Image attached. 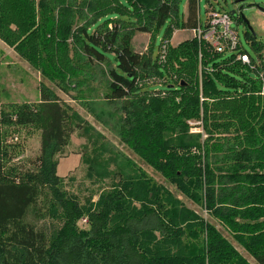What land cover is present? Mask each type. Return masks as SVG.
Returning a JSON list of instances; mask_svg holds the SVG:
<instances>
[{"label": "trees", "instance_id": "16d2710c", "mask_svg": "<svg viewBox=\"0 0 264 264\" xmlns=\"http://www.w3.org/2000/svg\"><path fill=\"white\" fill-rule=\"evenodd\" d=\"M178 3L0 0V40L129 151L51 90L36 104L0 102V264H247L154 173L264 264L262 45L244 30L254 55L243 46L239 53L251 67L193 38L172 47L175 31L198 25V0H188L183 21ZM137 34L150 37L146 53L135 51ZM190 121L200 123L199 132H190ZM27 126L39 129V155L24 169L10 164L17 146L7 136L11 127ZM73 134L85 141L79 164L100 183L83 197L57 175ZM186 237L198 249H188Z\"/></svg>", "mask_w": 264, "mask_h": 264}, {"label": "rangeland", "instance_id": "374dc122", "mask_svg": "<svg viewBox=\"0 0 264 264\" xmlns=\"http://www.w3.org/2000/svg\"><path fill=\"white\" fill-rule=\"evenodd\" d=\"M262 0H257L255 4L261 5ZM188 0H179L178 3V16L179 20L183 21L186 17ZM209 7H213L217 11H223L230 13L234 9L233 0H198V18L201 24H205L208 19L207 11ZM243 15L245 19L249 22L250 27L256 35V41L262 45L261 52L264 58V15L256 9L244 10ZM168 26V21L165 27L160 31L158 38L156 40V47L159 46V42L163 37L165 28ZM231 28H235L238 34L239 41L244 49L251 53L253 56L254 53L250 50L248 44L244 41L243 32L245 27L242 23L238 24L237 27L232 24ZM192 38V34L187 31H175L170 40L172 47L177 46L179 43ZM149 35L147 34H137L134 36L132 43L135 48V51L138 53H146L147 46L149 44ZM157 51V50H156ZM156 53V52H155ZM158 81V79H153ZM157 90L164 89L160 84H157L153 87ZM51 90L56 93V96L65 104L73 107L77 113L81 114L82 118L89 123L92 128H95L104 133L105 137L110 141V143L116 144L120 150H123L127 155L129 151L124 145H122L117 138L111 135L107 127H104L102 124H99L92 114L87 113V110H82L77 102L71 100L70 97L64 95L56 88L55 84L47 79L43 78L41 71L38 68H35L32 63H30L25 57L20 56L17 51L13 48L7 46L0 40V102L2 107L8 105H24V104H36L40 99V93H46V91ZM189 123H196L190 121ZM102 125V126H101ZM191 126V124H190ZM198 126H191V130H197ZM39 129L37 127H23V128H14L9 129V136H7V143L17 146L15 152H13V160L10 164H17L22 166L24 169L31 168V164L37 156L39 155ZM16 136V137H15ZM14 137V139H12ZM70 144L64 150L63 155L58 156V164L60 165V170L57 168L59 174L64 175L65 184H67V189H69L74 195H79L80 197L87 196L91 191L95 193L97 187L100 183L97 182L96 176L94 173H88V167L78 163L79 152L82 150L81 145L85 143L83 139H79L75 134L70 138ZM105 141V140H104ZM91 146L88 147L90 152ZM134 160H137L134 157ZM74 162V163H73ZM73 165H70L72 164ZM113 168V165L110 166V169ZM58 174V173H57ZM58 174V176H59ZM155 182L159 185H162L166 191L171 194L175 199L180 201V205L186 208L189 211L198 213L204 219H207L211 222L221 234L231 241V244L238 253L246 260L247 264H256L255 261L242 250L235 242H233L232 237L227 233L217 221L211 220L206 216V213L192 201L184 198L183 195L179 194L173 186L167 184L157 174H149ZM70 179V180H69ZM101 179H98V181ZM116 180V179H115ZM108 183L109 180H104ZM96 196V195H95ZM96 200V198H95ZM94 200V201H95ZM82 202V200H81ZM28 221H31V216L27 218ZM79 227L86 228L85 224L81 221ZM189 236L195 240V236L189 234ZM186 237L183 240V243L191 249V244L193 240ZM232 239V240H231ZM198 249L197 247H192V251Z\"/></svg>", "mask_w": 264, "mask_h": 264}, {"label": "built area", "instance_id": "2783aa9c", "mask_svg": "<svg viewBox=\"0 0 264 264\" xmlns=\"http://www.w3.org/2000/svg\"><path fill=\"white\" fill-rule=\"evenodd\" d=\"M208 19L205 24H201L197 15V27L191 31L192 38L198 42L205 43L208 48L219 55L235 56V61H240L241 64L249 66L250 61L246 54L239 53L242 46L235 28H231L234 24V17L228 15L226 12L217 10H209ZM234 26H236L234 24ZM165 50L164 46L162 47ZM202 61V55L198 54L199 67ZM251 67V66H249ZM262 81L260 95L264 98V81L263 73L258 74ZM201 77V76H200ZM200 79V78H199ZM191 126H199L200 123H189ZM190 132H199L197 130H190Z\"/></svg>", "mask_w": 264, "mask_h": 264}, {"label": "water", "instance_id": "95a60500", "mask_svg": "<svg viewBox=\"0 0 264 264\" xmlns=\"http://www.w3.org/2000/svg\"><path fill=\"white\" fill-rule=\"evenodd\" d=\"M247 1H250V0H234L233 1L234 6L235 5H239V6L236 9H233L230 12V15L234 18L240 19V22L244 25L245 30L250 34L252 39L256 40V35L253 32L252 28L250 27L249 22L245 19L244 15H243V11L253 8V9L258 10L260 13H262L264 15V6L259 5V4L243 5V3H246Z\"/></svg>", "mask_w": 264, "mask_h": 264}, {"label": "flooded vegetation", "instance_id": "af4514ba", "mask_svg": "<svg viewBox=\"0 0 264 264\" xmlns=\"http://www.w3.org/2000/svg\"><path fill=\"white\" fill-rule=\"evenodd\" d=\"M234 1V0H233ZM257 0H250V1H247L246 3H243V5H247V4H255ZM261 5L264 6V0H262L261 2ZM239 5H235L234 6V9H236Z\"/></svg>", "mask_w": 264, "mask_h": 264}, {"label": "crops", "instance_id": "0c3cea01", "mask_svg": "<svg viewBox=\"0 0 264 264\" xmlns=\"http://www.w3.org/2000/svg\"><path fill=\"white\" fill-rule=\"evenodd\" d=\"M77 160H78V163H79V159H77ZM73 163H74V162H73ZM73 163L70 164V165H73ZM57 168H59V170H60V165H59V164H58ZM57 173L59 174L58 170H57ZM58 174H57V175H58ZM59 177L64 178V175L59 174Z\"/></svg>", "mask_w": 264, "mask_h": 264}]
</instances>
